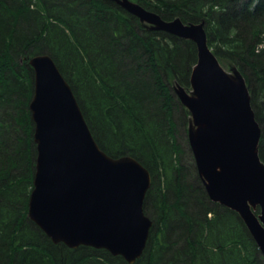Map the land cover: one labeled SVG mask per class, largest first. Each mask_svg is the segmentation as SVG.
I'll return each mask as SVG.
<instances>
[{"label":"trees","instance_id":"16d2710c","mask_svg":"<svg viewBox=\"0 0 264 264\" xmlns=\"http://www.w3.org/2000/svg\"><path fill=\"white\" fill-rule=\"evenodd\" d=\"M130 1L164 20L204 23L220 64L245 78L264 163V0ZM41 54L71 86L99 147L151 174L144 211L153 226L134 264H264L239 215L210 200L181 140L189 113L172 83L190 88L195 43L153 29L116 0H0V264H129L103 249L55 244L28 217L29 60Z\"/></svg>","mask_w":264,"mask_h":264},{"label":"water","instance_id":"95a60500","mask_svg":"<svg viewBox=\"0 0 264 264\" xmlns=\"http://www.w3.org/2000/svg\"><path fill=\"white\" fill-rule=\"evenodd\" d=\"M116 1L153 29L195 43L190 90L174 86L190 113L188 141L195 166L210 200L239 215L264 257L262 131L244 76L238 70L231 75L220 64L203 22L164 20L138 3ZM29 64L36 147L29 219L55 244L103 249L134 264L153 226L144 211L150 172L131 156L114 158L99 147L51 56L36 55Z\"/></svg>","mask_w":264,"mask_h":264},{"label":"rangeland","instance_id":"374dc122","mask_svg":"<svg viewBox=\"0 0 264 264\" xmlns=\"http://www.w3.org/2000/svg\"><path fill=\"white\" fill-rule=\"evenodd\" d=\"M147 24V23H146ZM147 25H149V24H147ZM227 72L229 73V74H231V75H233V72H232V70H230V69H227ZM175 85V83H172V86H174ZM188 124H187V129H185V135H183V137H181V140H182V142L185 144V146L187 147V146H189V142H188V138H187V130H189V125H190V116H188Z\"/></svg>","mask_w":264,"mask_h":264},{"label":"bare ground","instance_id":"6f19581e","mask_svg":"<svg viewBox=\"0 0 264 264\" xmlns=\"http://www.w3.org/2000/svg\"><path fill=\"white\" fill-rule=\"evenodd\" d=\"M163 19V18H162ZM149 26H151V25H149ZM212 49V48H211ZM231 69V68H230Z\"/></svg>","mask_w":264,"mask_h":264},{"label":"flooded vegetation","instance_id":"af4514ba","mask_svg":"<svg viewBox=\"0 0 264 264\" xmlns=\"http://www.w3.org/2000/svg\"><path fill=\"white\" fill-rule=\"evenodd\" d=\"M175 91V90H174ZM176 94V93H175Z\"/></svg>","mask_w":264,"mask_h":264}]
</instances>
